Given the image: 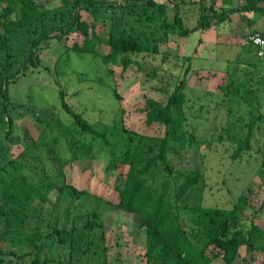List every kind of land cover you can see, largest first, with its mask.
I'll return each instance as SVG.
<instances>
[{"label":"trees","instance_id":"obj_1","mask_svg":"<svg viewBox=\"0 0 264 264\" xmlns=\"http://www.w3.org/2000/svg\"><path fill=\"white\" fill-rule=\"evenodd\" d=\"M170 2L175 9L173 24L183 36L223 23L232 13L264 12V0H248L220 13L202 12L198 23L188 27L182 0ZM0 7L4 27L0 34V264H111L103 216L113 209L136 214L146 227L150 240L143 264H213L218 257L233 264L242 246L250 253L260 246L264 251V228L255 222L247 227L240 214L246 208L245 196L232 208L205 206L204 171L176 168L172 162L197 143L229 141L234 161L252 150L261 154L258 174L264 182V61L257 48V60H227L220 69L225 82L219 91L191 85L193 75L204 68L195 66V57H184V74L168 101L148 97L144 106L145 123L164 125L162 136L124 122H91L69 104L64 90L61 101L72 121L58 124L53 116L37 117L45 121L39 132L25 128L22 133L26 120L21 114V122L17 120L20 106L11 100L10 84L29 64L39 65L44 43L73 32L82 35V41L58 58L56 74H69L71 53L89 54L101 65L78 72L79 79L94 78L116 91L110 64L127 68L135 63L144 69L134 55L160 54L173 24L168 4L161 0H71L49 9L34 0H0ZM84 12L110 21L108 52L96 49L91 33L95 25L84 20ZM222 112L223 119L216 121ZM17 133L23 149L8 156L3 141ZM82 159L108 163L106 175L116 178L117 201L66 182L64 168ZM10 240L23 252L3 245Z\"/></svg>","mask_w":264,"mask_h":264},{"label":"rangeland","instance_id":"obj_2","mask_svg":"<svg viewBox=\"0 0 264 264\" xmlns=\"http://www.w3.org/2000/svg\"><path fill=\"white\" fill-rule=\"evenodd\" d=\"M42 9L60 6L71 0H34ZM121 1V0H118ZM168 4L170 23H174L175 9L172 0H161ZM178 2L180 0H173ZM248 0H182L184 24L195 26L202 12L207 14L220 13L234 5L245 4ZM2 8L0 7V13ZM83 18L90 25L93 38L97 41L96 49L108 52L105 43L110 31L108 19L96 18L84 12ZM4 31L0 23V34ZM254 31H264V12H236L223 23L214 24L209 29H200L189 36H183L178 27H172L169 41L161 45V53L157 55H134L145 64L140 69L135 63L127 68L122 65L114 68L116 91L94 78L79 79L78 72L91 70L93 65H101L99 60L92 59L89 54L71 53V62L67 65L69 74L59 76L55 65L58 58L83 36L76 32L59 35L44 43L38 53L39 65L29 64L16 82L10 84L11 100L20 107L19 114L25 121L20 132L27 128L36 134L44 126L45 121L37 117L49 119L55 117L58 124L69 123L72 117L66 112L61 101V90L65 91L69 104L91 122L113 124L124 122L140 132L162 136L165 126L160 123L146 124L144 106L148 97L163 103L168 101L182 78L186 62L184 57H195V66L204 68L193 75L191 85L198 89L219 91L225 82L223 69L228 59L251 58L257 60L256 47L251 50L243 44L244 38ZM264 61V57L261 58ZM92 62H94L92 64ZM92 75V74H91ZM214 115V114H213ZM214 118V117H213ZM223 119V112L216 121ZM204 136L210 135L205 129L199 128ZM19 129L17 130V132ZM2 135V134H1ZM18 133L5 139L8 156H17L23 149ZM3 136V135H2ZM232 144L229 141L213 143H197L191 149H184L172 160L180 169L201 168L207 179L204 205L212 207L232 208L240 196H245L247 204L240 209V214L247 227L253 222L264 228V182L258 174L261 154L255 150L245 153L243 158L234 161L231 157ZM107 162L102 159H82L67 165L66 182L80 189H87L104 198L117 201L114 176L107 177ZM126 170V167L122 168ZM57 192L49 202L48 214L51 213ZM104 239L108 248L107 257L111 264H143L148 260L150 237L136 214L113 209L105 212ZM264 242V241H263ZM3 245L11 250L23 252V247L10 240ZM262 246L256 252H248L242 246L233 264H264ZM213 264H227L221 257Z\"/></svg>","mask_w":264,"mask_h":264},{"label":"built area","instance_id":"obj_3","mask_svg":"<svg viewBox=\"0 0 264 264\" xmlns=\"http://www.w3.org/2000/svg\"><path fill=\"white\" fill-rule=\"evenodd\" d=\"M244 45H251L257 48L258 56L264 57V31H254L249 33L243 41Z\"/></svg>","mask_w":264,"mask_h":264},{"label":"crops","instance_id":"obj_4","mask_svg":"<svg viewBox=\"0 0 264 264\" xmlns=\"http://www.w3.org/2000/svg\"><path fill=\"white\" fill-rule=\"evenodd\" d=\"M252 32V31H251Z\"/></svg>","mask_w":264,"mask_h":264}]
</instances>
